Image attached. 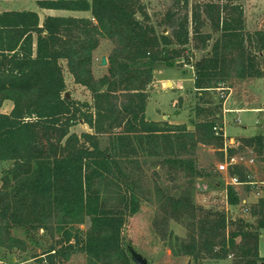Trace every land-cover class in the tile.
Returning a JSON list of instances; mask_svg holds the SVG:
<instances>
[{
  "label": "trees",
  "instance_id": "16d2710c",
  "mask_svg": "<svg viewBox=\"0 0 264 264\" xmlns=\"http://www.w3.org/2000/svg\"><path fill=\"white\" fill-rule=\"evenodd\" d=\"M167 1L156 19L141 0H36L39 9L90 12L89 18L46 16L42 23L31 10L0 12V108L12 103L0 113V162L11 163L1 176V247L24 249L25 242L10 235L14 227L59 236V247L53 243L34 256L39 264L67 261L75 252L86 264H132L121 230L148 192L143 166L162 163L186 178L175 194L156 185L153 191V225L161 239L169 236L171 220L186 231L185 238L167 239L172 255L197 263L230 256L231 264H264V197L249 207L253 221L194 200L197 144L216 148L220 160L235 153L229 149L225 156L223 123L216 117L223 99L198 107L202 120L193 131L145 118L153 72L177 59L188 63L192 50L204 51L192 64L197 94L229 90L232 79L264 78V30H247L243 0ZM103 39L114 48L107 73L95 78L93 53ZM66 73L91 101L65 96ZM78 123L91 132H71ZM238 142V148L264 152L260 134ZM227 192L228 203L238 204L235 190ZM87 220L83 232L79 226Z\"/></svg>",
  "mask_w": 264,
  "mask_h": 264
},
{
  "label": "rangeland",
  "instance_id": "374dc122",
  "mask_svg": "<svg viewBox=\"0 0 264 264\" xmlns=\"http://www.w3.org/2000/svg\"><path fill=\"white\" fill-rule=\"evenodd\" d=\"M147 7L153 19L156 15L163 13L169 5L167 0H141ZM194 0H190L192 3ZM246 28L249 31L264 30V0H243ZM7 10H31L39 13V18L44 17L45 12L40 11L36 0H0V12ZM163 29V32L166 30ZM206 30V29H205ZM114 42L103 39L93 53V75L100 78L107 73V65L100 66L103 56L108 59ZM209 50V48H207ZM204 51L192 50L189 52V62L177 59L173 66L162 65L153 72L152 82L147 86L148 93L145 118L149 121L167 122L172 125H181L189 131L194 130V124L202 120L197 115L198 107H214L219 99H223L221 112H216V117L221 118L225 124L227 150L234 149L235 153L231 159L220 160L217 150L213 146L197 144L195 149V165L199 176L194 179V200L197 204L217 210L224 211L232 219L241 217L247 221H253L250 217L249 207L259 198L264 197V152L257 155L250 148H238V135L260 134L264 138V112L252 111L253 108L264 109V81L257 79L238 80L232 79L228 84L233 89L220 88L205 94H197L193 87L192 64L201 58ZM108 62V61H107ZM67 94L69 97L79 101H91L88 90L74 84L69 73L65 74ZM229 98L227 107L240 108V112L227 113L224 109V101ZM11 102L4 104L3 109L9 108ZM218 111V109H216ZM239 120V123H238ZM76 134L91 132L83 123H78L70 130ZM106 136L101 137V146H105ZM227 163V172L220 170V164ZM242 167L240 174L234 167ZM11 163L0 162V186L2 171L9 168ZM234 172L233 174L231 172ZM144 185L147 193L140 204L139 211L129 217L121 230L122 244L127 249H133L139 253L149 264H231V257L225 260L214 261L203 259L199 263L188 256H174L166 245L170 237L185 238V228L169 221L166 226L167 237L162 240L158 235L153 221L157 213V202L154 195V186H159L176 193L179 186L186 182L182 172L170 171L165 165L147 164L143 166ZM231 177H236L239 184H232ZM243 177V178H240ZM228 187H232L239 202L236 205L228 203ZM227 203V204H226ZM248 210V211H246ZM89 226L87 220L79 229L85 232ZM10 235L25 242L24 249L20 246L11 250L0 246V264H39L37 258L49 245L55 243L59 247L57 234L54 238L39 231L34 235L26 233L20 228H12ZM260 233H264L261 230ZM261 254L264 255V236L260 241ZM56 264H86V256L81 252H75L67 261L57 260ZM133 264V263H132Z\"/></svg>",
  "mask_w": 264,
  "mask_h": 264
},
{
  "label": "crops",
  "instance_id": "0c3cea01",
  "mask_svg": "<svg viewBox=\"0 0 264 264\" xmlns=\"http://www.w3.org/2000/svg\"><path fill=\"white\" fill-rule=\"evenodd\" d=\"M40 11L45 12V15H44L43 18H41L40 23H42L43 19L46 16L83 17V18H89L90 17V12L67 11V10H48V9H40ZM37 14L39 15V13H37ZM257 80H259V82H260V80L264 81V78H260V79H257ZM230 89H233V88H230ZM229 98H230V96H228V98L224 101V107H225L224 110L227 113H231L233 111L234 112L242 111V109H240V108L227 107L228 103H229ZM7 102H10V101H5L3 103V105L0 108V113H8L11 110L12 103H11V106L9 108L3 109L4 104H6ZM251 110L252 111H258V110H260V108H253ZM152 121H159V119L152 120ZM238 123H239V120H238ZM225 124H226V122L224 123V135L227 137V135L225 134ZM238 136L243 138V137H252L254 135H248V136L247 135L246 136L245 135H238ZM236 195H238V194H236ZM262 236H264V233H262V234L260 233V236H259V254H260V256L264 257V255L261 254V248H260L261 247L260 241L262 239Z\"/></svg>",
  "mask_w": 264,
  "mask_h": 264
},
{
  "label": "water",
  "instance_id": "95a60500",
  "mask_svg": "<svg viewBox=\"0 0 264 264\" xmlns=\"http://www.w3.org/2000/svg\"><path fill=\"white\" fill-rule=\"evenodd\" d=\"M165 31V30H164ZM108 64L107 59L105 56H103L100 60V66L105 67ZM65 96L68 98L69 95L66 93ZM130 256L132 258V261L134 264H149L146 259H144L139 253H137L135 250L130 249L129 250ZM190 264V263H188Z\"/></svg>",
  "mask_w": 264,
  "mask_h": 264
},
{
  "label": "built area",
  "instance_id": "2783aa9c",
  "mask_svg": "<svg viewBox=\"0 0 264 264\" xmlns=\"http://www.w3.org/2000/svg\"><path fill=\"white\" fill-rule=\"evenodd\" d=\"M259 112H264V109H260ZM214 131H215L216 134H218V130H217L216 127L214 128ZM226 141L227 140H225L224 152H226V150H227V143H226ZM225 160H227V159L225 158ZM219 169L220 170H225L227 172V163L225 162L224 164H220ZM230 179H231V183L232 184H234V185L235 184H239V181H238V179L236 177H231ZM246 211H248V210H246Z\"/></svg>",
  "mask_w": 264,
  "mask_h": 264
}]
</instances>
